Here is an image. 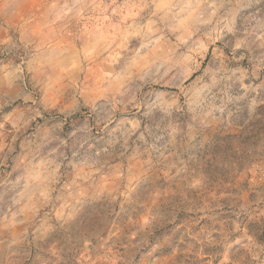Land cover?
<instances>
[{
	"label": "clouds",
	"instance_id": "obj_1",
	"mask_svg": "<svg viewBox=\"0 0 264 264\" xmlns=\"http://www.w3.org/2000/svg\"><path fill=\"white\" fill-rule=\"evenodd\" d=\"M0 264H264V0H0Z\"/></svg>",
	"mask_w": 264,
	"mask_h": 264
}]
</instances>
